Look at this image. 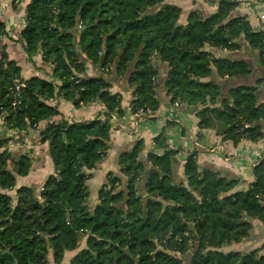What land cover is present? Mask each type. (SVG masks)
Instances as JSON below:
<instances>
[{
	"label": "trees",
	"instance_id": "obj_1",
	"mask_svg": "<svg viewBox=\"0 0 264 264\" xmlns=\"http://www.w3.org/2000/svg\"><path fill=\"white\" fill-rule=\"evenodd\" d=\"M234 6L223 0L214 14L195 11L183 25L181 8L165 0H31L23 52L29 61L40 54L50 68L27 79L6 51V39L16 40L0 18V124L9 129L5 137L0 131V264H50V251L60 264L83 239L85 247L70 264H264L254 251L221 250L245 239L252 219H264V160L254 167L251 187L229 195L236 181L200 168L197 151L186 158V182L176 180L179 149L169 148L160 133L154 143L164 153H148L150 169L140 159L144 146L138 141L119 155L121 174H107L98 203L88 201L87 181L111 148L110 119L123 113V92L132 95V112L150 116L162 105L161 79L171 108L197 110L200 130L221 123L224 138L234 143L264 137L256 88L238 86L220 100V81L212 80L246 75L249 64L204 49L235 50L241 39L251 49L264 48V33L243 18L226 20ZM58 98L76 108L101 109L94 119L72 122L61 114ZM42 121V146L54 172L42 184L20 186L17 177L30 172L31 158L21 154L24 147L8 149L9 133Z\"/></svg>",
	"mask_w": 264,
	"mask_h": 264
},
{
	"label": "crops",
	"instance_id": "obj_2",
	"mask_svg": "<svg viewBox=\"0 0 264 264\" xmlns=\"http://www.w3.org/2000/svg\"><path fill=\"white\" fill-rule=\"evenodd\" d=\"M10 1L0 0V18L3 19L10 30L15 31L14 27L18 30L20 27L16 26H21L25 23L26 3L31 0H22L18 4L16 3L15 6H12ZM221 1L223 0H165V3L181 8L182 13L179 23L185 25L189 15L195 11L202 17H207L217 12ZM229 1L235 3V6L228 14L227 21L243 18L249 23L253 31L264 33V19L261 17V15H264V0ZM7 40L5 41V44H7L6 51L10 57L18 60L23 77L28 78L32 74H45L48 65H45L41 61L40 54L34 56L33 61H29L20 43H13ZM240 43V48L235 50L211 46L204 48L215 58L243 60L249 64V73L246 75L225 77L223 79L215 75L212 80L220 81V100L230 98L231 91L238 86L250 85L255 87L256 106L264 108V48L251 49L249 43L244 39H241ZM93 72V69H88L89 75L93 74ZM159 83L162 105H160V108L153 115L145 119H136L137 117L135 118L134 116H131L130 119L128 113L132 95L129 92H123L124 102L122 107L125 111L124 117H126L124 122L129 119V121H133V124L136 122V125L128 130L119 128L111 134V148L107 156L91 170V177L87 181L88 201L90 205L98 203V192L106 183L107 174L109 172L117 175L121 174L119 155L126 150L132 149L138 141L142 142L144 146L140 159L147 170L151 168V163L147 159L148 153H164V149L157 148L154 143V138L160 133L165 134L169 148L179 149V153L174 157L173 173L176 180L186 182L184 172L186 158L192 152L197 151L200 168L212 169L213 171H217L221 177L236 181L234 188L228 192L229 195L236 192H246L255 181L254 167L261 160H264V137L258 142L241 139L238 143H234V141L224 138L227 127L221 123L199 130V118L196 115L197 110L183 104L174 105L171 108L166 91L164 88L161 90V79ZM118 89H120L119 85L115 87V90ZM61 109L66 119L72 122H83L94 119L101 107L99 105H90L75 108L73 104L63 102ZM58 119L56 118L55 120ZM41 125L44 127L46 122H42ZM260 125L264 132V120L260 122ZM220 126H223V130L221 134H218ZM199 131L202 135L201 137L199 136ZM38 149L47 151V146H40ZM43 158L44 161L40 163L37 172L33 171L29 175L19 179L21 185L31 186L36 184L35 186H37L42 184L54 172L53 162L49 155H43ZM251 223V231L245 239L239 243L223 246L221 250L223 252L254 251L258 257L264 258V219L254 218L251 220ZM84 247L85 239L82 240L77 250L68 251L65 254L61 264H70L71 259Z\"/></svg>",
	"mask_w": 264,
	"mask_h": 264
},
{
	"label": "rangeland",
	"instance_id": "obj_3",
	"mask_svg": "<svg viewBox=\"0 0 264 264\" xmlns=\"http://www.w3.org/2000/svg\"><path fill=\"white\" fill-rule=\"evenodd\" d=\"M20 1H22V0H18V3ZM16 27H20V29L16 30L15 27H14V30L15 31H13L12 29L10 30V28L7 27V31H8L9 34L11 32L10 35L12 36V38H14V40H16V42L20 43L22 45V47H23V45L26 44V42H27V34L25 33V30L27 28V24L25 22L21 26L19 25V26H16ZM24 79H27V78H24ZM18 81L19 80H17V82ZM24 84H25L24 82H21V84H18L17 83L16 86H15V89L16 90H19V88L21 89V87L24 86ZM55 100L57 101V103H58L57 105L59 106V108H62L63 102H69V101H66L65 99H62V98H58V99H55ZM15 103H16V101H15ZM175 105L178 106V104H175ZM83 107H86V106H83ZM217 107L219 108V110L222 109V107L219 106V105H217ZM61 112H62L61 114L64 116V112L62 110H61ZM148 112H150V111H148ZM124 114H125V111L123 110V113L114 114L115 117H116V119H113L111 117V119H110V121H111V131H110V134L116 132L117 129H119L120 127H123L126 130H128L129 128H133L132 126L135 127L136 122H134V124H133V121L132 120L129 121V119H127L128 121L124 122V119L126 118V117H124ZM153 114L154 113L150 112V115H153ZM143 115L144 114H143L142 111H139L137 113H134V112H132L131 109L129 110V113H128V116L130 117V119H131V116H134L135 118L137 117L136 119H142V118L145 119V118L149 117V116H143ZM42 122H45V121H42ZM42 122L39 123L36 126H32L31 128H28V130H25V131L23 130V131H20L18 133H16V132L15 133H9V135L12 136V139H11V141H9V144H8V149L10 151H12L14 148H16L18 146L17 145L18 143H17L16 139L21 138V140H23V137H24L25 140H26V144L21 146V147H24L25 148L24 150H22V153L21 154L22 155L27 154L31 158V164L32 165H31L30 172L27 175H29L33 171L37 172L40 163H43V161H44L43 155H48L47 154V151L48 150L45 151L44 149H38V147L42 146V136L40 134L41 133L40 131L43 130V126L41 125ZM5 128H6V126L4 124H0V131L2 132L1 133L2 134V137H5V131L6 130H7V132L9 131V129L6 128V130H5ZM6 137H7V135H6ZM9 167H11V169L14 168L13 165H9ZM23 177H25V176H19V177H17L18 182H19V179H21ZM34 185H36V184H34ZM34 185H31V186H34ZM20 186H23V185L20 184ZM24 186H26V185H24ZM12 196H13L14 201H15V204H16L17 203V200H18L17 199V193L14 192ZM192 226L193 225L191 224V228H193ZM67 252L68 251H66L65 254ZM167 252L170 253V254H174L176 256H179V254L177 252L173 251V250H168ZM65 254H64V256H65ZM48 260H49V263L50 264H56L54 262V258H53L52 251H50V253L48 255Z\"/></svg>",
	"mask_w": 264,
	"mask_h": 264
},
{
	"label": "built area",
	"instance_id": "obj_4",
	"mask_svg": "<svg viewBox=\"0 0 264 264\" xmlns=\"http://www.w3.org/2000/svg\"><path fill=\"white\" fill-rule=\"evenodd\" d=\"M261 17H262V19H264V15H261ZM17 89H18V88H17ZM143 116H145V115H143ZM112 118H113V119H116L115 115H113ZM244 127H245V128L249 127V123H245V124H244ZM120 128H121V129H124L123 127H120ZM119 132H120V131H119ZM119 132H118V133H119ZM15 139H16V138H15ZM16 141H17V143H18V144H17L18 146H22V145H25V144H26V140H25L24 137H23V140H21V138H19V139H16Z\"/></svg>",
	"mask_w": 264,
	"mask_h": 264
},
{
	"label": "water",
	"instance_id": "obj_5",
	"mask_svg": "<svg viewBox=\"0 0 264 264\" xmlns=\"http://www.w3.org/2000/svg\"><path fill=\"white\" fill-rule=\"evenodd\" d=\"M155 64H157V61H155ZM222 130H223V126H220L219 127V130H218V134H221L222 133Z\"/></svg>",
	"mask_w": 264,
	"mask_h": 264
}]
</instances>
